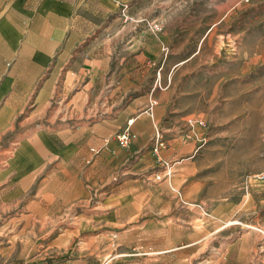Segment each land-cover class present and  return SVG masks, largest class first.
Here are the masks:
<instances>
[{
  "label": "crops",
  "instance_id": "1",
  "mask_svg": "<svg viewBox=\"0 0 264 264\" xmlns=\"http://www.w3.org/2000/svg\"><path fill=\"white\" fill-rule=\"evenodd\" d=\"M146 2L0 0V183L26 180L46 165L62 174L74 164L78 172L110 165L108 183L122 179L101 188L84 222L59 233L77 243L54 264H193L201 250L186 242V213L163 200L168 188L133 178L154 168L179 175L177 159L189 147L181 135L186 106L176 104L182 96L175 92L201 48L186 57V23H170L169 15L155 17L164 24L161 39L143 40L132 21L145 16ZM125 13L132 21H123ZM126 130L134 137L124 148L116 138ZM114 236L117 254L106 262ZM250 238L199 264H264V247Z\"/></svg>",
  "mask_w": 264,
  "mask_h": 264
},
{
  "label": "rangeland",
  "instance_id": "2",
  "mask_svg": "<svg viewBox=\"0 0 264 264\" xmlns=\"http://www.w3.org/2000/svg\"><path fill=\"white\" fill-rule=\"evenodd\" d=\"M145 5L143 18L132 21L123 14L124 22L143 28V40L161 39L164 24L155 17L169 15L170 23H186V57L197 44L201 48L175 92L182 96L176 104L186 106L181 135L189 147L186 157L177 159L179 175L154 168L148 177L133 178L144 186H166L163 200L177 202L178 212L186 213V242L201 248L193 264L216 258L218 248L243 235L264 247V182L255 179L264 173V0H147ZM154 25L158 30L149 28ZM51 168L26 180L15 175L1 181L0 262L66 260L77 242L68 243L59 233L76 219L85 221L103 186L122 183L119 178L108 183L110 165L78 172L74 164L62 174ZM25 184L27 192L16 190ZM118 243L114 236L106 262L117 254Z\"/></svg>",
  "mask_w": 264,
  "mask_h": 264
},
{
  "label": "built area",
  "instance_id": "3",
  "mask_svg": "<svg viewBox=\"0 0 264 264\" xmlns=\"http://www.w3.org/2000/svg\"><path fill=\"white\" fill-rule=\"evenodd\" d=\"M127 8V6H125V7H123V10H125ZM148 28V27H147ZM150 29L151 28H153V29H155V30H158V26L157 25H154V26H152V27H149ZM155 103L154 102H152L151 104H150V107L151 106H153ZM133 135H131L129 132H128V130H126V131H124L122 134H120V135H118L117 136V138H116V141H117V143L119 144V146L120 147H128L129 146V144L131 143V140L133 139ZM159 134H157V136H156V139H158L159 140ZM157 147L158 148H162L163 147V142L162 141H158L157 142ZM157 151V148L156 149H154V152H156ZM156 179H159V177H156ZM255 179L256 180H258V181H262V182H264V173H262V174H260V175H258V176H256L255 177ZM201 210V209H200ZM203 211V210H202ZM203 214H204V216L206 215V213L205 212H203ZM46 264H54V263H46Z\"/></svg>",
  "mask_w": 264,
  "mask_h": 264
}]
</instances>
